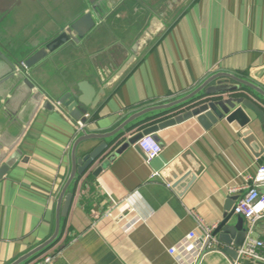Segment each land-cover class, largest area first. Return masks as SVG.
Instances as JSON below:
<instances>
[{"label": "crops", "instance_id": "1", "mask_svg": "<svg viewBox=\"0 0 264 264\" xmlns=\"http://www.w3.org/2000/svg\"><path fill=\"white\" fill-rule=\"evenodd\" d=\"M142 1L128 0L84 45L69 47L33 72L34 82L52 101L76 81L86 80L95 90L108 86L82 131L59 114L40 110L32 117L34 105L26 101V89H0V142L8 145L32 117L16 147L22 155L9 153L4 164L11 166L0 180V264H11L51 237L55 202L71 168V148L82 133H107L132 113L189 94L215 73L232 74L264 91V0ZM2 3L4 10L7 2ZM147 31L152 39L117 77L130 47ZM15 34L16 46L25 47L30 40L26 33L17 29ZM248 95L242 90L220 97L247 98L264 113V106ZM184 111L183 106L140 122L127 136ZM243 112L247 122L242 126L239 118L223 119L204 129L189 119L159 130L154 137L162 151L149 163L132 146L113 156L121 143L112 145L77 179L61 234L48 249L59 252L52 264H195L202 234L189 213L216 228L238 199L228 190L240 189L264 165V124ZM244 129L249 131L245 136ZM5 130L11 131L9 138ZM99 143L86 142L77 151ZM108 157V165L94 176ZM176 161L177 170L170 168ZM154 172L159 178L151 179ZM239 220L247 233L241 216L233 214L227 225ZM132 221L134 226L125 230ZM190 233L197 240L189 249ZM250 236L264 240V218ZM171 248L179 261L169 254ZM235 259L216 251L199 264H231ZM241 264L257 263L245 259Z\"/></svg>", "mask_w": 264, "mask_h": 264}, {"label": "water", "instance_id": "2", "mask_svg": "<svg viewBox=\"0 0 264 264\" xmlns=\"http://www.w3.org/2000/svg\"><path fill=\"white\" fill-rule=\"evenodd\" d=\"M7 5L3 10L0 0V89L8 85L15 90L24 88L27 90L26 101L33 102L34 109L32 117L38 111H46L61 115L65 120L69 119L76 123H85L89 117L88 112L94 110L104 96L107 85L95 90L94 86L86 80L76 81L67 85L66 91L57 100H50L33 80V72L37 68L53 63L57 56L67 52L69 47L84 45L95 33L100 24H103L128 0H3ZM133 1V0H132ZM136 1V0H135ZM143 3L142 0H137ZM3 12V13H2ZM6 24V25H5ZM162 25L160 28L163 29ZM26 33L25 47L16 46L19 40H15L16 30ZM31 36V37H30ZM150 32L143 33L142 37L130 47V55L121 69L116 74L122 75L125 70L136 60L138 51L142 46L152 39ZM229 81H232L230 83ZM213 83H216L213 85ZM248 91L251 98H256L260 106H264V91L256 85L242 80L229 73H215L206 78L196 89L189 94L163 105L146 107L129 115L113 130L103 134L82 133L73 142L70 160L71 168L57 199L55 208L54 231L44 243L18 258L11 264H26L47 251L59 238L61 234V219H64L69 211L73 200V187L79 177L83 176L101 156L116 142L120 146L113 156L121 153L128 146L139 150L136 143L147 135H152L159 130L181 124L189 119H195L204 129L216 125L219 121L226 119L232 122L240 119L242 126L247 122L243 109L250 111L260 123L264 124V113L260 107L249 99L242 97L222 98L225 94ZM185 107L186 111L149 127L139 129L131 136L127 133L132 128L155 118L162 117L164 113L179 107ZM31 117V118H32ZM21 125L18 134L10 138L8 145L0 142V180L8 173L10 163L4 164L9 153L15 151L16 155H22L17 145L29 128V121ZM238 121V120H236ZM239 122V121H238ZM24 126V127H23ZM23 127V128H22ZM26 128V129H25ZM248 129L241 131L243 136L247 135ZM7 138L10 130H5ZM157 141V139L154 137ZM89 141L100 143L92 150L83 146L77 151L79 145ZM140 151V150H139ZM110 162V157L102 161L93 172L97 175ZM178 161L172 163L170 168L176 169ZM169 171V169H167ZM179 173V171H177ZM163 175V174H162ZM164 177V175H163ZM225 215L223 220L214 229L212 238L217 236L218 246L208 248V241L200 240L201 249L195 264H199L203 256L210 252H221L232 258L236 257L238 249L246 236V228L242 220L235 226H228L227 222L232 217ZM233 239V242H230Z\"/></svg>", "mask_w": 264, "mask_h": 264}, {"label": "built area", "instance_id": "3", "mask_svg": "<svg viewBox=\"0 0 264 264\" xmlns=\"http://www.w3.org/2000/svg\"><path fill=\"white\" fill-rule=\"evenodd\" d=\"M85 123H76V131L80 132L84 129ZM136 146L143 153L146 163L157 158L162 148L152 135L143 136ZM159 178V173L151 174V179ZM229 194H238V199L233 206V214L241 216L248 224V230L243 240L242 245L236 249V259L231 264H241L242 260H249L257 264H264V240L256 239L250 236L253 227L256 223L264 218V165H260L253 176L245 179V185L240 189L231 188L228 190ZM197 230L202 234L204 242L208 241V248L217 246V241L212 238V233L215 226L207 225L196 213L190 212ZM135 221L129 222L125 225V230L131 229ZM187 245L190 248L192 241H196L197 237L194 233L187 235ZM176 260H180L175 248L168 250ZM59 252L55 250H47L42 255L33 260L31 264H52Z\"/></svg>", "mask_w": 264, "mask_h": 264}]
</instances>
